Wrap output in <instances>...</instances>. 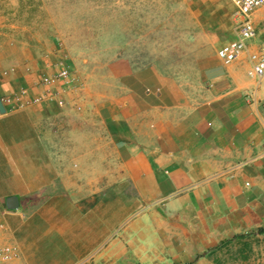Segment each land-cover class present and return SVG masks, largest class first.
<instances>
[{"label": "crops", "instance_id": "crops-1", "mask_svg": "<svg viewBox=\"0 0 264 264\" xmlns=\"http://www.w3.org/2000/svg\"><path fill=\"white\" fill-rule=\"evenodd\" d=\"M249 69L246 54L217 58L199 101L140 112L109 99L97 117L57 110L33 84L9 104L18 88L1 80L0 246L13 264H224L227 243L263 232L264 78Z\"/></svg>", "mask_w": 264, "mask_h": 264}, {"label": "rangeland", "instance_id": "rangeland-1", "mask_svg": "<svg viewBox=\"0 0 264 264\" xmlns=\"http://www.w3.org/2000/svg\"><path fill=\"white\" fill-rule=\"evenodd\" d=\"M235 13L233 0H0V81L15 93L42 86L69 116L92 105L97 117L124 97L140 112L199 101L200 71L236 38ZM254 19L264 29V8ZM221 253L224 264H264V231Z\"/></svg>", "mask_w": 264, "mask_h": 264}, {"label": "built area", "instance_id": "built-area-1", "mask_svg": "<svg viewBox=\"0 0 264 264\" xmlns=\"http://www.w3.org/2000/svg\"><path fill=\"white\" fill-rule=\"evenodd\" d=\"M236 13V38L224 44L218 51V57L225 63H231L248 55L250 65L249 74L257 79L264 78V29L259 27L254 15L264 8V0H233ZM63 74V73H62ZM53 80L46 79L45 84H50ZM26 90H21L11 97L3 98V101L14 105H20L18 100L24 95ZM34 98L33 102L38 101ZM17 257L15 248L11 245L0 246V264H13Z\"/></svg>", "mask_w": 264, "mask_h": 264}, {"label": "water", "instance_id": "water-1", "mask_svg": "<svg viewBox=\"0 0 264 264\" xmlns=\"http://www.w3.org/2000/svg\"><path fill=\"white\" fill-rule=\"evenodd\" d=\"M0 112L1 113H5L6 112V108L3 104L2 98L0 97ZM8 206L11 209L17 208L19 206V199L17 196H10L8 198Z\"/></svg>", "mask_w": 264, "mask_h": 264}]
</instances>
